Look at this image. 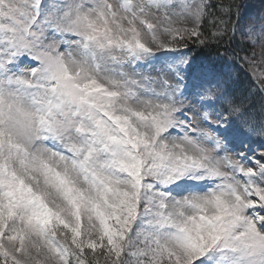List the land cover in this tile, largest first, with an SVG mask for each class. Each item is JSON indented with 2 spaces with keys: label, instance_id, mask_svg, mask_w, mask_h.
<instances>
[{
  "label": "snow or ice",
  "instance_id": "obj_1",
  "mask_svg": "<svg viewBox=\"0 0 264 264\" xmlns=\"http://www.w3.org/2000/svg\"><path fill=\"white\" fill-rule=\"evenodd\" d=\"M237 33L240 95L188 54ZM0 264H264V20L0 0Z\"/></svg>",
  "mask_w": 264,
  "mask_h": 264
},
{
  "label": "trees",
  "instance_id": "obj_2",
  "mask_svg": "<svg viewBox=\"0 0 264 264\" xmlns=\"http://www.w3.org/2000/svg\"><path fill=\"white\" fill-rule=\"evenodd\" d=\"M212 2L216 4L238 5L240 12L243 0H212ZM233 20L235 21V12L233 13ZM243 44L242 38L237 37L233 41H225L219 45H210L207 48H202L190 42L188 54L198 63L222 69L224 80L227 82L230 92L236 95L247 94L249 90H253L255 87L251 76L246 72L245 67L231 55L233 52H238ZM240 55L243 56L244 53L240 52ZM236 63L240 66H237ZM252 99L257 104L260 101L259 95L253 96Z\"/></svg>",
  "mask_w": 264,
  "mask_h": 264
},
{
  "label": "rangeland",
  "instance_id": "obj_3",
  "mask_svg": "<svg viewBox=\"0 0 264 264\" xmlns=\"http://www.w3.org/2000/svg\"><path fill=\"white\" fill-rule=\"evenodd\" d=\"M240 14V27L247 30L251 26H259L264 20V0H243ZM237 38H241L237 33ZM259 54V49H257ZM246 72L249 73L248 69ZM250 74V73H249Z\"/></svg>",
  "mask_w": 264,
  "mask_h": 264
}]
</instances>
